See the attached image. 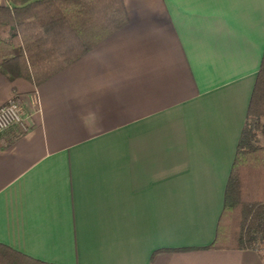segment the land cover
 I'll return each mask as SVG.
<instances>
[{"label": "crops", "instance_id": "obj_1", "mask_svg": "<svg viewBox=\"0 0 264 264\" xmlns=\"http://www.w3.org/2000/svg\"><path fill=\"white\" fill-rule=\"evenodd\" d=\"M9 4L0 0V5ZM128 22L0 133V244L50 264H264L211 248L264 55V0H124Z\"/></svg>", "mask_w": 264, "mask_h": 264}, {"label": "trees", "instance_id": "obj_2", "mask_svg": "<svg viewBox=\"0 0 264 264\" xmlns=\"http://www.w3.org/2000/svg\"><path fill=\"white\" fill-rule=\"evenodd\" d=\"M0 71L40 85L128 22L124 0H8ZM264 55L211 248L264 252ZM0 264H50L0 244Z\"/></svg>", "mask_w": 264, "mask_h": 264}, {"label": "built area", "instance_id": "obj_3", "mask_svg": "<svg viewBox=\"0 0 264 264\" xmlns=\"http://www.w3.org/2000/svg\"><path fill=\"white\" fill-rule=\"evenodd\" d=\"M12 128H17L21 132H25L30 128L22 106L15 98L10 99L0 107V133Z\"/></svg>", "mask_w": 264, "mask_h": 264}, {"label": "rangeland", "instance_id": "obj_4", "mask_svg": "<svg viewBox=\"0 0 264 264\" xmlns=\"http://www.w3.org/2000/svg\"><path fill=\"white\" fill-rule=\"evenodd\" d=\"M263 121H264V120H263ZM262 134H263V133L260 134V137H261V138H260V142H261L262 144H264V135H262Z\"/></svg>", "mask_w": 264, "mask_h": 264}]
</instances>
